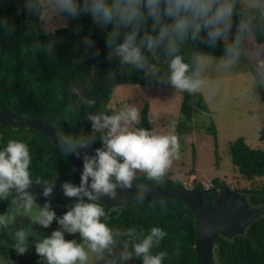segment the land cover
Here are the masks:
<instances>
[{"label":"clouds","instance_id":"9594fccd","mask_svg":"<svg viewBox=\"0 0 264 264\" xmlns=\"http://www.w3.org/2000/svg\"><path fill=\"white\" fill-rule=\"evenodd\" d=\"M24 8L37 16L43 8L63 17L90 15L101 29L111 26L106 40L109 61L118 59L121 67L127 65L153 77L157 76L158 69L149 64L145 53L154 56L163 48L170 57L167 82L189 93L201 91L206 82L189 74L190 65L178 54L181 45L193 41L215 47L223 41L224 56L220 67L230 69L240 61L246 43L254 42L258 36L264 37V0H24ZM0 29L12 35L15 26L0 18ZM54 43L53 40L46 46L34 44L33 54L41 50L51 54ZM82 44L85 54L94 47L93 40L87 36ZM261 53H264V46L257 49V55ZM92 54L99 56L100 52L97 49ZM211 61L212 57L206 54H197L194 58L199 68ZM259 67L264 74V63ZM109 75L114 77L115 72ZM87 119L91 121L92 134L58 137L63 152L78 156L82 149L89 148L98 139L96 133L100 134L102 143L94 155H84L79 184H61L66 197L76 198L63 215H57L51 207L56 181L41 183L31 174L28 144L22 139H10L0 148V200H7L15 190L17 195L11 203L17 212L31 214L36 209L37 196H43L45 203L32 217L34 222L43 228H49L54 221L58 225L50 235L36 238L38 264H89L90 252L102 253L114 246L119 233L108 225V213L100 203L102 198L122 199L126 193L122 195L118 190L132 189L138 173H143L150 181L162 183L173 159L180 157L175 135L154 134L132 127L139 119L134 106H125L112 115L90 113ZM33 182L44 186L41 193L28 191ZM148 191L147 187L137 185L134 199L143 201ZM8 224L9 217L0 214V227ZM126 231L131 239L124 243L119 261L114 260L126 264L132 258H139L142 264H163L168 253L153 254V249L168 235L166 230L152 226L147 233L143 229L137 233L135 227ZM77 233L82 243L66 239V234ZM29 247V233L17 230L12 249L17 255H24Z\"/></svg>","mask_w":264,"mask_h":264},{"label":"trees","instance_id":"16d2710c","mask_svg":"<svg viewBox=\"0 0 264 264\" xmlns=\"http://www.w3.org/2000/svg\"><path fill=\"white\" fill-rule=\"evenodd\" d=\"M43 12L44 8L40 16L30 14L24 8V0L0 2V18L15 26L12 35L0 29V108L47 122L64 136L79 137L92 134L88 114L114 113L111 100L119 86L156 85L175 89L167 82L170 57L163 48L158 49L154 56L145 53L149 64L158 69L157 76L153 77L127 65L121 67L118 59L109 61L106 40L111 26L101 29L93 23L90 15H81L76 18L64 17L68 20V26L46 32L41 24ZM86 36L94 42V47L88 54H85L82 44ZM53 40L55 43L51 54L44 50L33 54L34 44L46 46ZM263 44L264 37L258 36L254 42L246 43L245 47ZM97 49L99 56L92 54ZM178 54L190 65L189 74L196 75V55L223 57L224 42H218L215 47H208L204 43L188 41L180 46ZM111 72H115L114 77L109 75ZM180 92L183 102L178 116L176 136L189 134L193 129L194 116L209 109L202 90L194 93ZM151 119L150 106L146 103L133 127L153 132ZM210 129L213 131L212 127ZM96 135L98 139L89 148L81 150V158L85 154L94 155L95 149L102 147L100 134ZM10 139H22L28 144L32 157L30 171L34 180L41 183L45 180L56 181L55 186H61L64 182L79 184L80 174L66 155L40 132L32 128L22 129L0 124L2 147ZM230 145L232 161L238 167L242 180L246 179L252 184L250 187L241 188V193L247 196L251 205H264V149L251 147L242 137L231 141ZM257 179L259 182L255 184ZM137 181L160 188H168L177 183L167 174L162 183L148 180L143 173L138 176ZM218 184L214 182L213 187ZM203 188L205 186L202 184L194 187ZM216 194V190H211L207 196L213 197ZM16 195L11 192L7 200H0V214L5 215L16 207L11 203ZM74 201L65 199L59 202L68 206ZM100 203L106 209V203ZM107 220L108 225L119 233L115 237V245L112 246L117 251L122 252L124 243L131 239L127 228L135 227L137 233L141 229L147 233L152 226H160L168 235L158 248L153 249V254L166 251L168 255L163 264H198L194 213L180 200L113 208ZM5 233L6 228L0 227V251L7 258V264H33L29 251L24 255H17L12 249L14 238L8 237L7 234L4 236ZM215 262L264 264V215L255 219L243 235L232 238L219 235L215 246Z\"/></svg>","mask_w":264,"mask_h":264},{"label":"rangeland","instance_id":"374dc122","mask_svg":"<svg viewBox=\"0 0 264 264\" xmlns=\"http://www.w3.org/2000/svg\"><path fill=\"white\" fill-rule=\"evenodd\" d=\"M41 24L46 32L68 26V20L44 8ZM256 47H245L240 61L230 69L220 67L223 57L211 56L212 61L204 68L197 67L196 77L206 83L202 87L209 109L194 116L193 129L189 134L176 136V128L182 94L177 89L136 84L121 85L113 95L111 106L114 113L125 106H134L140 113L149 103L154 134H172L180 145L179 159H173L167 171L175 184L181 183L194 188L200 184L213 187L214 182L226 184L241 193V188L252 186L242 180L238 167L232 161L230 142L240 137L253 148L264 149V74L260 64L264 63V53L257 55ZM139 120V119H138ZM133 127V126H132ZM213 128V131L210 129ZM216 133V134H215ZM196 156V158H194ZM142 173H138V176ZM259 180L255 181L257 184ZM31 214L17 212L16 207L5 214L9 217L6 228L8 237L14 238L17 230L29 233V253L33 264L40 258L35 252V240L39 236L50 235L58 225L54 221L49 228L36 224ZM66 239H76L82 243L79 234L67 235ZM1 241V238H0ZM0 264H7V258L0 251ZM89 264H117L108 262L104 252L91 253Z\"/></svg>","mask_w":264,"mask_h":264},{"label":"water","instance_id":"95a60500","mask_svg":"<svg viewBox=\"0 0 264 264\" xmlns=\"http://www.w3.org/2000/svg\"><path fill=\"white\" fill-rule=\"evenodd\" d=\"M0 124L14 128H32L46 136L62 151L58 143V137L64 135L47 122L25 117L0 108ZM0 148H2L1 140ZM63 153L77 172L81 174L83 171V158L75 153ZM137 185H143L149 190L146 199L143 201L134 199ZM43 187L42 184L33 182L28 191L33 194H39L43 191ZM211 190H216L217 194L213 197H208L207 193ZM118 191H121L122 195L125 193L126 195L117 201L110 200L107 197L101 200V202L106 203L105 210L108 214L113 208L139 203L166 200H180L185 203L194 213L196 227L195 249L198 264H216L215 246L219 235L226 238L243 235L255 219L264 215V205H251L245 194L232 189L226 184H221L215 188L205 187L203 189H194L178 183L168 188H160L136 180L133 183L132 189ZM12 192L16 194L15 190ZM54 199L75 200L76 198L66 197L61 186H55L54 194L51 198V207L56 211L57 215H63L68 208L57 204L54 202ZM44 203L45 198L43 196H37V205L42 206ZM101 219L102 221L104 220V218ZM104 252L119 261L121 252L116 251L111 246L109 249L104 250ZM126 264H142V261L137 258H132Z\"/></svg>","mask_w":264,"mask_h":264},{"label":"flooded vegetation","instance_id":"af4514ba","mask_svg":"<svg viewBox=\"0 0 264 264\" xmlns=\"http://www.w3.org/2000/svg\"><path fill=\"white\" fill-rule=\"evenodd\" d=\"M217 186H219V185H216L215 187H217ZM215 187H213V188H215ZM64 200H65V199H54V202H56L57 204H59V205H61V206H63V207L68 208L66 205H63L61 202H59V201H64ZM36 207H40V206L37 205ZM104 254L106 255V259H107L108 262H114V263L119 264L118 261L112 259V258H111L109 255H107L106 253H104Z\"/></svg>","mask_w":264,"mask_h":264}]
</instances>
